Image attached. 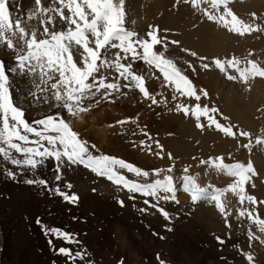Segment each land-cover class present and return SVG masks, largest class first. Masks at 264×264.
<instances>
[{
  "label": "rangeland",
  "instance_id": "1",
  "mask_svg": "<svg viewBox=\"0 0 264 264\" xmlns=\"http://www.w3.org/2000/svg\"><path fill=\"white\" fill-rule=\"evenodd\" d=\"M152 1L154 0H125V27L136 31L141 37H146L150 26H157L156 23L153 25L148 24L146 21L147 18L152 16L153 12L147 2ZM188 1L191 4L185 2V0H176L178 5L182 3L188 5L196 15L203 17L204 21L201 20L202 22L210 21L205 18L206 16L204 17L202 12L196 11L191 0ZM201 1L209 11L216 12L211 7L209 0ZM45 3H49L48 0ZM54 4L56 7H60L58 0ZM9 7L12 12L13 6L9 4ZM228 7L245 23L251 24L253 27L258 25L259 30L250 33L246 32L241 35L229 31L223 25L220 26L216 22L210 21L216 27L215 32H210V40L211 37H217L219 45L216 46V50H212V47L205 55L190 50V52H195L197 55L187 56L180 41L179 44L169 43L166 51L161 46H157L156 49L157 51H164L166 58L172 59L184 75L189 77L195 86L197 94L201 97L199 101L195 97L183 96L176 92L172 86L166 85L162 74L154 66L151 65V67L143 61L133 63V71L144 76L146 87L150 94L155 96L156 104H153L151 99L145 98L137 88L123 87L128 82L120 78L121 93H113L108 99H104L98 93L91 100L84 102L86 107L90 105V110L81 112L77 116L69 115L64 109H55V103H51L53 99L48 91L37 92L36 97L30 95L36 89L28 77L24 80L28 84L27 86L23 82L17 81L21 76H12L14 102L24 108L25 118L29 122L60 111L64 118L70 122L73 130L78 132L80 136L82 135L80 138L88 142L90 151L94 155L105 154L114 156L150 173L154 169H167L174 164L175 166L170 174L173 175L174 183L178 188L176 196L179 203L161 200L158 207H151V204H145L144 200L148 199L155 202L153 198H145L138 193H129L122 186L114 184L106 177L99 176L79 164L69 165L65 163L61 169V180L56 181L55 162L52 159H49L44 164V166H48V168L45 166L48 172L46 171L43 175L39 173L41 167L36 173L26 172L27 175H25L26 173H19L17 166L0 159V166L2 164L0 170L4 171L3 173L0 171V226L2 230L3 227L7 228L10 243L17 251L16 259L12 260L10 255L5 264H38L35 257H39V255L34 254V251H37L34 246L39 247L41 244H46L48 250L59 258L57 260L53 259L51 264H71L66 257L57 255L50 248L49 237L45 235L41 226L37 224L38 218L44 225L77 234V238L80 241L79 244H68L55 238L52 239V243L57 249L59 247H71L74 251L86 249L90 260L94 264H152L153 262L159 264L160 260L165 261V264H193L203 251H207L209 255L206 260L207 264H218V261H226L228 264H244V258L249 253L253 256V260L256 258L252 245L256 243L264 246V243H261V240H264V234L260 233L257 226L247 217L239 220L236 217L241 208L249 210L257 208L260 216L264 217V204L252 205L247 201L241 204L239 196L229 191L222 197L226 204V211L230 213L226 221L224 215L216 207L215 202L201 200L194 203L191 199V194L181 188L185 175L195 177L201 186L212 185L216 188H225L234 183V177L214 169L210 163H200L201 160L209 161L210 158L222 156L226 163L243 162L247 164L250 161L253 164L257 175L252 176V179L246 185V192L255 196L257 201H264V144L255 142L258 137L264 138V78L255 77L245 84L236 70L233 72L228 71L230 75L237 77L235 80H230L228 79V73L224 74V72L219 71L220 69L214 67L216 58L225 60L232 57H236L241 61V67H244L249 60H254L261 67H264V0H229ZM223 11L224 8L221 6L219 12L222 13ZM252 13H256V16L253 17ZM193 19H196L195 15ZM165 33L168 34L169 31ZM159 35L162 38L166 36L169 42L176 40L171 38L170 35H164L161 28ZM220 35L225 38H221ZM227 47H230V50H226ZM73 51L76 53L74 58H78L77 61L79 62L78 55L82 49L74 48ZM116 51L118 50H112L110 58H114ZM187 53H189L188 50ZM219 53L220 55H218ZM14 56L15 52L8 50L6 57L3 59L0 57V60L5 63L6 69L10 68V63L14 64ZM201 57L206 59L203 61L200 59ZM123 62L132 63L131 57ZM204 63L209 64L208 69L202 67ZM203 70L205 72L209 70L218 71V76L220 77H217V81L220 79L218 91H215V86L209 85L211 82L208 77H204L203 73L205 72ZM105 75L109 77L110 81L118 77V74L111 69L106 70ZM151 82L156 87L154 91L151 88ZM231 84H233V87L230 86ZM229 86L231 89L236 88L232 92ZM228 88L230 90H227ZM203 90L207 91V97L203 96ZM237 90L240 92L235 93V91L238 92ZM229 91L232 92L231 95ZM173 96L176 99H173ZM45 97H47L46 100ZM23 101L26 103L24 104ZM97 101L99 102L97 103ZM124 102L125 104L128 103L130 108L136 109L137 113L134 114L133 111H129L130 108H126ZM196 103H199L201 107L207 105L209 108L219 109V112L214 114L215 118L220 123L228 124L230 122L235 126L234 131L242 129L250 132L252 134L251 146L248 148L244 147L245 144H248L249 138L225 136L223 132L216 130L214 126L201 130L197 127L194 115L191 113L185 115L182 110H177V105L182 104L189 106L191 109L194 108ZM40 109L43 112L39 111ZM27 110L28 112H26ZM147 112L151 118L146 117L143 119V115ZM111 113L114 114V117L109 118ZM225 116L229 118L227 121L223 119ZM102 117H104L103 120L101 119ZM80 119L81 121H79ZM148 119L153 121L151 122ZM181 120L183 121L182 123L193 120L194 122H190L192 123V130L187 129V131H184L185 127L181 129L178 126ZM118 121H125V123L119 124L117 123ZM201 122L207 124V118L202 116ZM78 126H81V128ZM156 141L163 146V158L156 155V153L161 151ZM181 141L185 142L186 147L195 148V152L190 155L191 160L188 159L189 155L186 151L179 146ZM91 145L96 147L93 149ZM222 146L225 148H222ZM234 147L235 150H233ZM168 153L172 154V160L168 158ZM144 156L151 159H144ZM145 160L147 161L145 162ZM141 161L142 163H140ZM147 163L149 164L147 165ZM185 167L189 169L187 173L184 172ZM8 168L17 171L20 178L17 176L15 181L9 179L6 175ZM80 170H84L82 172L86 173L81 174ZM118 171L128 179L138 182H151L156 178H162L164 175V173H161L160 177H156L152 174L148 178H144L136 177L133 173H129L127 169H118ZM31 176L46 179L48 186L53 189V192H49L43 186L26 184L31 190H29V195H22L23 193L27 194L22 188L23 179ZM82 181H84V188L83 185L81 186ZM7 183L11 186L5 187ZM67 183L73 185L71 190L66 189L65 185ZM57 184L61 190L68 191L69 195L72 193L77 194L79 197L78 203L66 202L63 197L55 194L54 188ZM38 194L48 199L39 200ZM130 196H134L135 199H130ZM119 200L124 201L123 207L118 203ZM159 207L165 208L170 213L171 220L165 219L159 212ZM31 208L34 209H32V212ZM42 209L45 211L44 213H40ZM141 209H147V211H141ZM121 218L125 219L127 224L138 225L145 230L141 234L138 232L139 235H137L138 237L136 236L137 240L147 243L145 252L143 251V253L139 254L138 251L132 250L130 246H127L126 225L118 220ZM229 222L231 227L228 226ZM212 225L215 226L213 227ZM249 230L259 239L250 242L248 237ZM206 235L207 237L205 238L204 236ZM216 237H220L225 242L219 243ZM186 240L193 243L197 242L200 248H195L199 249L198 252L190 250L193 252H188L189 257L186 255V249L181 247L182 242ZM167 243L178 246L182 255L177 258H172L168 255L169 246ZM148 247L149 249L147 250ZM41 249L38 250L40 254L42 253ZM123 249L126 250V257L120 256V252ZM40 260L42 259L38 258V261ZM245 260L247 261L246 264H253L252 261ZM0 264H2V257H0ZM76 264H83V262L77 261Z\"/></svg>",
  "mask_w": 264,
  "mask_h": 264
},
{
  "label": "snow or ice",
  "instance_id": "2",
  "mask_svg": "<svg viewBox=\"0 0 264 264\" xmlns=\"http://www.w3.org/2000/svg\"><path fill=\"white\" fill-rule=\"evenodd\" d=\"M191 2L193 7L200 8L201 0H191ZM209 2L216 12L209 11L207 8L203 9L208 20L220 23L229 31L241 35L259 30L258 25L253 27L241 20L228 7L229 0H209ZM58 3L60 5L58 8L44 7L42 0H35L36 8L31 10L26 19L22 21L19 17L13 18L9 7L10 0H0V46L6 45L7 49L15 52L12 67L6 69L4 61L0 60V159L17 166L19 173H36L49 159H52L55 162L56 181L61 180V169L65 163L79 164L99 176L106 177L114 184L122 186L129 193H138L142 197L153 198L155 202L144 200V203L151 204V207H158L161 200L179 203L176 196L178 188L174 183L173 175L170 174L174 164L167 169H154L150 173L114 156L94 155L90 151L88 142L80 138L79 133L73 130L70 122L60 111L29 122L25 118L24 108L14 102L12 76L18 75L27 76L30 79L36 89L35 92L30 93L33 97L37 96V92H47L51 89L52 99L56 102L54 107L58 110H66L71 116L89 111L90 105L86 107L84 102L91 100L98 93L104 99H108L113 93H121L120 78L128 82L123 87L137 88L145 98L151 99L152 103L156 104L157 100L148 91L144 76L133 71V63L138 61L153 65L162 74L165 84L172 86L181 95L195 97L197 101L201 98L189 77L184 75L172 59L166 58L164 51L156 50L157 46H161L166 51L169 43L179 44V41L169 42L166 36L162 38L159 35V26H150L146 37H141L136 31L126 28L125 0H58ZM221 6L224 8L222 13L219 12ZM65 9L69 13L67 16L64 13ZM50 12L58 14L61 23H67L66 30H55L57 17L47 16L45 18V14ZM252 16L255 17L256 13H252ZM33 19L41 20L42 31L39 26L29 23ZM50 25L52 30L49 28ZM74 48L82 49L79 62L72 54ZM112 50H118L114 58H110ZM191 55L196 56L197 54L191 52ZM129 57L132 63L123 62ZM200 59L206 58L201 57ZM214 64L222 72H227L228 68L235 69L245 84L255 77L264 78V67L254 60L247 61L244 67H241V61L236 57L225 60L216 58ZM202 67L208 69L209 64L204 63ZM109 69L118 74V77L111 81L105 75V71ZM236 78V76H228L230 80ZM202 94L205 97L208 95L206 90H203ZM173 99L176 97L173 96ZM177 110H182L185 115L190 113L194 115L197 127L201 130L214 126L225 136L249 138L248 144L244 147L251 146L252 134L242 129L234 131L235 126L230 122L220 123L214 116L219 112L217 108H209L207 105L201 107L199 103H196L191 109L189 106L177 105ZM202 116L207 118V124L201 122ZM223 119L227 121L229 118L225 116ZM117 123L124 124L125 121ZM255 142L264 144V138L258 137ZM156 144L161 149L156 155L163 158V146L159 145L158 141ZM95 147L91 145V148ZM167 155L172 160V154ZM200 163H210L214 169L234 177L235 181L225 188H216L212 185L201 186L195 177L185 175L181 188L191 194L194 203L201 200L215 202L226 221L230 213L226 211V204L222 197L229 191L239 196L241 204L245 201L252 205L264 204V201H257L255 196L246 192V185L252 176L257 175L250 161L247 164L243 162L226 163L224 157L221 156L210 158L209 161L201 160ZM118 169H127L136 177L148 178L152 174L160 177L161 173L164 175L151 182H138L128 179ZM188 170V167L184 168L185 173ZM19 173L11 168L6 170L8 178L14 181ZM24 183L43 186L49 192H53V189L48 186V181L38 176L26 178ZM65 187L71 190L73 185L67 183ZM54 193L63 197L66 202L78 203L77 194L69 195L68 191L61 190L58 184L54 188ZM129 198L135 199L134 196ZM118 203L121 207L124 206L123 200H119ZM158 210L165 219L171 220L172 217L165 208L159 207ZM141 211H147V209H141ZM243 217H247L257 226L258 231L264 234V217L260 216L257 208L252 210L241 208L236 219ZM37 224L49 237V246L57 255L66 257L71 264H76L77 261L83 264H94L86 249L75 251L71 247L57 249L52 243V239L55 238L68 244H79L77 234L44 225L39 218ZM228 226L231 227L230 222ZM248 237L250 242L259 239L251 230L248 232ZM216 239L219 243L225 242L220 237ZM261 243H264V240H261ZM246 259L251 262L253 256L250 253L246 254ZM159 264H165V261L160 260Z\"/></svg>",
  "mask_w": 264,
  "mask_h": 264
},
{
  "label": "bare ground",
  "instance_id": "3",
  "mask_svg": "<svg viewBox=\"0 0 264 264\" xmlns=\"http://www.w3.org/2000/svg\"><path fill=\"white\" fill-rule=\"evenodd\" d=\"M46 0H42V4L44 7H56L55 4L53 3L54 0H48L49 3H45ZM148 1V0H147ZM10 4L13 6V10H12V14H13V18H16V17H19L22 19V21L24 19H26L27 15L29 14V12L33 9L36 8V5H35V0H10ZM147 4L149 5L150 7V10L153 11L152 12V16H150L149 18L146 19V21L148 22V24H153L156 23L157 26H159V28L162 29L164 35H170L171 38H174L178 41H180V44L182 45V47L184 48L187 56H192L191 55V52L190 50H194L196 53L198 54H204L206 52H208V50L210 48L213 47L212 50H216V46L219 45L218 44V40H217V37H211V40H210V36H211V33L212 32H215L216 31V27L214 26V24H212L210 21H205V22H202L201 20H203V17L199 16V15H196L195 12L192 11V9L188 6V5H185V4H180L178 5V3H176V0H154L152 2H147ZM132 5V4H131ZM58 8V7H57ZM134 9V8H133ZM131 10V9H130ZM133 11V10H132ZM64 13H65V16L69 15L68 13V10L65 9L64 10ZM196 16V19H193V16ZM47 16H56L57 19L55 21V30L57 31H60V30H66V25L67 23L64 22V23H61L59 21V17H58V14L56 13H47L45 14V18ZM204 21V20H203ZM30 24H33V25H37L40 27V30L42 31L43 29V25L41 23V20L40 19H33L31 21H29ZM136 23V22H135ZM138 23V22H137ZM147 24V23H146ZM50 30H52V27L51 25L49 26ZM165 30L169 31L168 34H166ZM211 32V33H210ZM223 33V32H222ZM224 34V33H223ZM214 35V34H213ZM212 35V36H213ZM219 36V35H218ZM221 36V35H220ZM221 38H225V37H222ZM227 38V37H226ZM237 38V37H236ZM233 39V38H232ZM230 41V40H229ZM228 42V41H227ZM231 44V42H230ZM239 48V47H238ZM221 49V48H219ZM8 50L6 45L5 46H0V57L3 59L4 57H6L8 55ZM187 50L189 53H187ZM226 50H230V47H227ZM220 51V50H219ZM180 52V50H179ZM182 52V51H181ZM214 52V51H213ZM224 52V51H223ZM228 52V51H226ZM72 54L74 56V51L72 50ZM76 54V53H75ZM183 54V53H182ZM210 54V53H209ZM6 55V56H5ZM80 55V54H79ZM78 55V57H79ZM200 55V56H201ZM220 55V53L218 54ZM215 56V55H214ZM209 58V57H208ZM76 59V58H75ZM78 59V58H77ZM6 60V59H4ZM204 61V60H203ZM197 62V61H196ZM199 62V61H198ZM7 63V61H6ZM9 66V65H8ZM13 65L10 63V67H12ZM148 66V65H147ZM151 66V65H150ZM153 66V65H152ZM151 66V67H152ZM149 67V66H148ZM196 67V66H195ZM9 68V67H8ZM146 68V67H145ZM155 68V67H154ZM197 69V68H196ZM149 70V69H148ZM198 70V69H197ZM202 70V69H200ZM150 71V70H149ZM204 71V70H203ZM199 73V71H197ZM205 72V71H204ZM205 76L204 77H208L209 81L211 82V84L209 85H212L213 87L215 86V91H218V88H219V81H217V77L218 76V71L216 70H209V71H206L205 73H203ZM195 75V74H194ZM199 75V74H198ZM208 75V76H206ZM18 76V75H17ZM201 76H202V72H201ZM27 76H24V77H20L17 79L18 82L21 81V83L23 82L25 85L28 86V84L24 81L26 79ZM220 78V77H219ZM225 79V78H224ZM23 80V81H22ZM197 80V79H195ZM222 80V79H221ZM224 81V80H223ZM222 81V82H223ZM32 84V83H31ZM208 84V83H207ZM228 86V85H227ZM230 86L233 87V84H231ZM229 86V87H230ZM208 87V86H207ZM222 87V86H221ZM220 87V88H221ZM225 87V86H224ZM151 88L152 90L154 91V88L156 90V87L153 85V83L151 82ZM236 88V87H234ZM233 88V89H234ZM231 89V87H230ZM229 88L227 90H230ZM233 89H231V91L233 92ZM220 90V89H219ZM239 90V89H238ZM237 90V91H238ZM243 91V90H242ZM50 92V95L52 97V90L50 89L48 91V93ZM221 92H222V89H221ZM227 92V91H226ZM230 92V91H229ZM230 92V95L231 93ZM240 91L236 92L235 93H239ZM140 93V92H139ZM138 94V93H137ZM219 94V93H218ZM221 94V93H220ZM219 94V95H220ZM222 95V94H221ZM224 95V94H223ZM49 96V95H48ZM50 97V98H51ZM231 97V96H230ZM226 98V97H225ZM49 99V98H48ZM123 99V98H122ZM235 99V97H234ZM46 100V99H45ZM121 100V99H120ZM222 101H224L222 99ZM120 102V101H119ZM23 103L25 104L26 102L23 101ZM28 103V102H27ZM48 103V102H47ZM51 103H56L54 100L51 102ZM228 103V102H227ZM125 104V102H124ZM49 106V105H48ZM53 106V105H52ZM126 108H130L129 104L126 103L125 104ZM128 106V107H127ZM27 107V106H26ZM44 107V106H43ZM146 107V106H144ZM257 107V106H256ZM97 108V106H96ZM171 108V107H170ZM51 109V108H49ZM56 109V108H55ZM254 109V108H253ZM43 110V109H42ZM146 110V108H145ZM230 110V109H229ZM30 111V110H29ZM41 111V109L39 110ZM129 111H133L134 114L137 113V110L134 109V108H130ZM28 112V110L26 111ZM43 112V111H41ZM40 112V113H41ZM32 113V112H31ZM29 114V113H27ZM144 114V113H143ZM244 114V113H243ZM150 114L147 112L143 115V119H145L146 117H150L149 116ZM114 117V114H110L109 115V118L110 117ZM133 116V115H132ZM105 117V116H104ZM104 117H102L101 119L103 120ZM151 118V117H150ZM153 119V118H152ZM149 120V119H148ZM81 121V119L79 120ZM106 121V120H105ZM147 121V120H146ZM149 121H153V120H149ZM193 121V120H191ZM190 121V122H191ZM183 121L181 120V123L178 125L181 127V129L183 127L184 128V131H187V129L189 130H192V126L190 122H187V123H182ZM194 122V121H193ZM247 122V121H246ZM252 122V121H251ZM146 123V122H145ZM254 125V124H253ZM77 126V125H76ZM145 126V125H144ZM79 128H81V126H78ZM76 128V127H75ZM78 128V129H79ZM96 131V130H95ZM197 131V130H196ZM185 133V132H184ZM80 135V134H79ZM218 135V134H217ZM82 136V135H81ZM80 136V137H81ZM199 136V135H198ZM213 136V135H212ZM216 138V137H215ZM202 140V139H201ZM223 140V139H222ZM221 140V141H222ZM216 141V140H214ZM218 141V140H217ZM219 141V142H221ZM226 141V140H224ZM184 141H181L179 146L182 147V149L184 151H186V153L189 155L188 159H190V155H192L194 152H195V148H189V147H186L185 145V142L183 143ZM207 142V141H206ZM212 143V142H211ZM216 143V142H215ZM223 143V142H222ZM107 144V142H106ZM220 144V143H219ZM223 145V144H222ZM227 145H228V142H227ZM209 146V145H208ZM225 146V145H224ZM222 146V148L224 147ZM218 148V147H217ZM225 148V147H224ZM201 149V148H200ZM222 150V149H221ZM227 150V149H225ZM235 150V147L234 149ZM180 151V149H179ZM214 151V150H213ZM181 152V151H180ZM200 153V152H199ZM143 158V157H142ZM144 159H151V158H148L146 156H144ZM2 160V159H1ZM191 160V159H190ZM147 160H145L146 162ZM139 162V161H138ZM137 162V163H138ZM143 161V163H145ZM3 163V162H2ZM142 163V161L140 162ZM146 164V163H145ZM149 163H147L148 165ZM4 165V164H3ZM143 165V164H142ZM2 166V164H1ZM0 166V167H1ZM6 166V165H5ZM46 166V165H45ZM44 165L41 167V169L39 170V173L43 175V173H46V171L48 172L47 168L48 166L45 167ZM7 167V166H6ZM79 167V166H78ZM83 169V168H82ZM13 170V169H12ZM15 170V169H14ZM17 170V169H16ZM1 171V170H0ZM81 171V174L82 173H86V172H82L84 170H80ZM2 172V171H1ZM4 172V171H3ZM2 172V173H3ZM79 172V171H78ZM26 173V172H25ZM24 173V174H25ZM80 173V172H79ZM1 175V174H0ZM27 175V173L25 174ZM75 176V175H74ZM19 177V176H18ZM4 178V177H3ZM7 178V177H6ZM20 178V177H19ZM24 178H28V177H24ZM5 179V178H4ZM25 180V179H23ZM103 180V179H102ZM4 181V180H3ZM6 181V180H5ZM7 182V181H6ZM14 182V181H12ZM84 181H82L81 183V186L83 185V188H84ZM87 182V181H86ZM102 182V181H101ZM5 183V182H4ZM79 183V184H80ZM88 183V182H87ZM105 183V182H104ZM23 184V183H22ZM78 184V185H79ZM4 185V184H3ZM107 185V184H106ZM7 186H11L9 183L6 184L5 187ZM79 187V186H78ZM108 187V186H107ZM22 188H24V192H27V194L23 193L22 195H29V190H31V188H28L26 186V183L23 184ZM98 188V187H97ZM6 190V189H5ZM19 190V189H18ZM103 190V189H102ZM125 190V189H124ZM14 191V190H13ZM33 192V191H32ZM32 195V194H31ZM33 195H36V194H33ZM14 196V195H13ZM38 198L39 200L41 199H48V198H44L43 196H40L38 194ZM37 199V198H36ZM59 199V198H58ZM1 201V200H0ZM60 201V200H59ZM3 205V204H2ZM5 206V205H4ZM33 207V205H32ZM38 207V206H37ZM43 207V206H42ZM26 208V207H25ZM32 209L31 208V212H32ZM38 209V208H37ZM34 210V209H33ZM24 211V210H22ZM197 211V210H196ZM25 212V211H24ZM45 211L42 209L40 211V213H44ZM90 212V211H89ZM22 213V212H21ZM38 214V213H37ZM4 216V215H3ZM214 219V218H213ZM120 220L121 222H123L125 225H126V237L128 238V241L126 242L127 246H130V248L132 250H136L138 251L139 254L143 253V251L146 249L145 247L146 244L141 240H137L136 239V236L139 235V233H143V231H145L142 227L138 226V225H129L127 224V221L125 219H118ZM1 221V220H0ZM213 223V222H211ZM20 224V223H19ZM211 225V224H210ZM20 226V225H19ZM213 227L215 225H212ZM9 227V226H8ZM206 227V226H205ZM136 228V230H135ZM215 229V228H214ZM12 230V229H11ZM16 230V229H15ZM7 228L3 227V230H2V227L0 226V257H2V264H5L7 258L11 255L12 257V260L13 259H16L15 256L17 254V251L15 249V247L10 243V240H9V234L7 233ZM139 232V233H138ZM138 237V236H137ZM197 237V236H195ZM205 238L207 237L204 236ZM192 238V237H191ZM190 238V239H191ZM240 238V237H239ZM12 239V238H11ZM147 239V238H146ZM208 239V238H207ZM209 240V239H208ZM14 241V240H13ZM12 242V241H11ZM40 244V243H39ZM168 246H169V252H168V255H170L172 258H177L179 256L182 255L180 249H178V246H175L174 244L172 243H167ZM158 245V244H156ZM43 246V247H42ZM196 246V247H194ZM37 248V251H34V254L36 255H39V257H35L36 261L38 262V264H51V261L53 259H59L58 257L54 256L53 253H51L49 250H48V247L47 245L45 244H41L39 247L38 246H34ZM42 247V249H41ZM123 247V245H122ZM182 248H185L186 249V255H188V257L190 256L188 252H198V250L200 249L199 248V245L197 242H192V241H189V240H186V241H183L182 242ZM194 247V248H192ZM114 248V247H113ZM111 248V249H113ZM151 248V247H150ZM195 248H199V249H195ZM252 248L255 250V253H256V258L252 261L253 264H264V246H260L258 244H253L252 245ZM5 249V251H4ZM42 250V253L40 254L38 250ZM149 249V247L147 248V250ZM190 250H193V251H190ZM151 251V250H150ZM149 251V252H150ZM153 251V250H152ZM109 252V251H108ZM107 252V253H108ZM145 252V251H144ZM120 256L122 257H126V250L123 249L121 252H120ZM151 253V252H150ZM148 253V254H150ZM117 254L119 255V253L117 252ZM141 256V255H140ZM148 256V255H146ZM43 257V258H42ZM38 258H41L42 260L38 261ZM146 258V257H144ZM150 258V256H149ZM209 258V255H208V252L207 251H203V253H201L199 255V258L197 260H193V264H207V259ZM222 259V257H221ZM246 258H244V264H246ZM187 261V260H185ZM152 262V261H151ZM24 263V262H23ZM117 263V262H116ZM123 263V262H122ZM218 264H228L226 261H221V262H217ZM152 264H158V263H155L153 262Z\"/></svg>",
  "mask_w": 264,
  "mask_h": 264
}]
</instances>
